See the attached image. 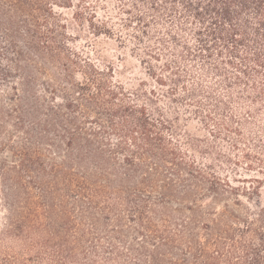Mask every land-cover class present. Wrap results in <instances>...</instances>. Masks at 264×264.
<instances>
[{"label":"trees","instance_id":"trees-1","mask_svg":"<svg viewBox=\"0 0 264 264\" xmlns=\"http://www.w3.org/2000/svg\"><path fill=\"white\" fill-rule=\"evenodd\" d=\"M242 163L264 174V0H0L6 264H264L262 190L215 167Z\"/></svg>","mask_w":264,"mask_h":264},{"label":"rangeland","instance_id":"rangeland-1","mask_svg":"<svg viewBox=\"0 0 264 264\" xmlns=\"http://www.w3.org/2000/svg\"><path fill=\"white\" fill-rule=\"evenodd\" d=\"M64 12H67L69 16L71 17V14L73 10H68V9H63ZM80 43H84V40H82ZM113 48L114 50L109 49L108 51H105L107 56L110 58H114L115 61V67L117 68L116 71V79L123 81L126 86L132 87L134 84H138V82L142 79H147V74L144 72V69L140 66L138 59L133 58L132 56L129 55L130 50L127 49L124 52L128 53L129 56V64H133V68L131 66H123L120 61L116 58L117 54H119V50L116 47L115 42H113ZM203 161L206 164H213L214 160L210 157H206L203 159ZM217 164V163H216ZM241 165H244V163L240 164V166H226L223 165V167H219L216 165V170L219 172V174H222L223 176L230 177L231 180L235 185H239L242 190H262V194L264 195V186L259 189V184L255 180V178L263 179L264 174L260 173L258 171H250L247 170L246 168H243ZM239 180V181H236ZM255 186H258L256 189H254ZM20 246H18L17 249H19ZM0 264H6L5 258L0 257ZM12 264V263H8ZM14 264V263H13Z\"/></svg>","mask_w":264,"mask_h":264}]
</instances>
